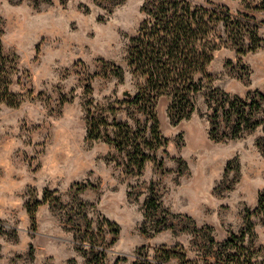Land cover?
I'll use <instances>...</instances> for the list:
<instances>
[{
	"label": "rangeland",
	"instance_id": "374dc122",
	"mask_svg": "<svg viewBox=\"0 0 264 264\" xmlns=\"http://www.w3.org/2000/svg\"><path fill=\"white\" fill-rule=\"evenodd\" d=\"M142 1L0 0L4 49L27 71L13 88L31 91L0 108V264H163L165 250L178 254L166 264H216V241L248 220L245 245L264 264V101L254 128L233 135L220 119L213 136L202 92L178 122L169 97H160L161 139L145 150L152 158L140 172L106 140L105 133L120 139L115 128L87 136L94 116L126 122L137 142L151 139V121L122 93H134L126 50ZM192 1L227 7L239 24L218 23L222 45L207 67L208 86L242 98L264 93V9L253 8L260 0ZM253 22L260 46L237 54L228 30H239L247 49ZM36 201L33 225L27 209ZM147 201L157 207L146 209Z\"/></svg>",
	"mask_w": 264,
	"mask_h": 264
},
{
	"label": "trees",
	"instance_id": "16d2710c",
	"mask_svg": "<svg viewBox=\"0 0 264 264\" xmlns=\"http://www.w3.org/2000/svg\"><path fill=\"white\" fill-rule=\"evenodd\" d=\"M254 9H264V0ZM142 16L135 32L129 37L126 50V63L134 79V93L127 101L137 106L145 113L146 120L151 121V139L142 142L134 138L131 127L126 122L113 118L91 116L87 123V136L97 139L102 136L100 126H111L117 130L118 137H111L105 133L109 144L127 155V167L136 168L140 172L146 160L152 158L145 150L155 149V142H160L158 120L154 106L163 96L170 99L168 113L172 121L178 122L187 118L195 110L194 95L203 93L208 108L211 109V135L218 133L220 119L230 124L233 135H238L247 128H254L260 120L254 114L261 108L264 93L255 91L249 98L219 89L209 87L212 76L207 67L214 57L215 51L222 45V37L217 32L218 23L224 26L237 23L229 9L210 7L192 0H143L140 6ZM250 17L254 18L253 15ZM238 23L235 25L238 27ZM249 45L244 49L242 39L237 33L239 30H228L231 40L236 45L237 54H244L246 50L254 51L260 46L262 38L257 33V24L251 23ZM254 25V26H253ZM2 18L0 16V108L2 106L16 107L24 96L31 91L15 90L13 87L20 84L21 77L27 71L21 68L18 57L5 51L2 43ZM112 73L123 78L121 67L115 66ZM208 86V87H207ZM83 185H79L80 189ZM84 188V186H83ZM40 202L34 207H28L31 222L35 224V211ZM146 209L157 207L153 201L152 207L145 203ZM258 208L264 210V194ZM108 224L112 222L107 221ZM253 234L252 223L248 220L247 226L237 233H230L224 240L216 241L217 248L221 249L215 258L216 264H257L253 253L249 252L245 241ZM92 239V236H91ZM90 251H94L95 244L89 242ZM174 255L171 250L161 253L162 263L166 264ZM183 258V257H182ZM135 264H151L149 260H138ZM184 260V259H183ZM136 261V262H137Z\"/></svg>",
	"mask_w": 264,
	"mask_h": 264
},
{
	"label": "water",
	"instance_id": "95a60500",
	"mask_svg": "<svg viewBox=\"0 0 264 264\" xmlns=\"http://www.w3.org/2000/svg\"><path fill=\"white\" fill-rule=\"evenodd\" d=\"M122 93L125 96H131V92H129L128 90H124Z\"/></svg>",
	"mask_w": 264,
	"mask_h": 264
}]
</instances>
